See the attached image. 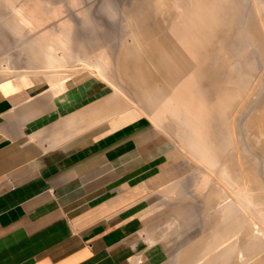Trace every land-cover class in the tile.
<instances>
[{
	"label": "crops",
	"instance_id": "obj_1",
	"mask_svg": "<svg viewBox=\"0 0 264 264\" xmlns=\"http://www.w3.org/2000/svg\"><path fill=\"white\" fill-rule=\"evenodd\" d=\"M199 1L0 0L1 38L29 39L35 66L51 52L109 69L59 93L42 74L0 77V264H264L241 217L198 216L231 207L204 181L213 150L192 145L216 143V110L226 120L223 32L204 14L175 33Z\"/></svg>",
	"mask_w": 264,
	"mask_h": 264
},
{
	"label": "rangeland",
	"instance_id": "obj_2",
	"mask_svg": "<svg viewBox=\"0 0 264 264\" xmlns=\"http://www.w3.org/2000/svg\"><path fill=\"white\" fill-rule=\"evenodd\" d=\"M149 1L152 2V0ZM215 1L224 8L223 11L226 13L220 14L219 18H214L215 21L213 24L211 23L210 27L214 28L215 24L217 25L218 21L221 20L219 21V25H221L217 27L218 31L223 28L227 29L226 33H229L228 38L224 39V45L226 43L227 46L225 48V71L232 74L235 72V67L242 66V77L248 73L247 75L252 76L253 79L244 91L231 83L226 84L227 87H233L228 88L232 90L229 94L234 96H232L233 98L227 97L225 126L213 129L215 137L212 140L216 143L213 142L211 145L212 147L218 146L219 149L213 150L216 162L213 170L208 171L209 177L206 176L207 178L204 179V181L208 180L210 190L211 188L216 190V201H223L224 204L228 203L227 206L231 205V207L225 209L223 206V209L218 210L199 208L197 211L198 216H220L221 212H226L228 215L241 217L244 224L241 227L245 228L242 231L243 238L247 236L250 241L256 238L257 251L259 254H264L263 235L256 234V230L264 233V61L259 50L260 47H258L259 49L253 47L247 35V28L251 25L250 21H255L254 24L256 23L264 43V0ZM198 4L199 2L194 9L195 13L193 11L194 14L201 13L198 10L200 9ZM236 4L238 5L236 6ZM230 7L232 12L231 15H228ZM223 20L225 23L222 22ZM3 41L6 43L3 44ZM1 44L3 46L0 48V77L18 75V73L40 74L46 70V66L42 62H40L41 65L35 66L33 47H30L29 39L11 36L8 40L7 38L4 40L0 36ZM97 60L101 61L102 59ZM97 60L92 64L85 65H81L77 61V63L67 67L70 71L76 72L82 66L98 65L99 61ZM100 64L105 65V62H100ZM105 67L109 70L107 64ZM239 90L241 93H238ZM248 91H251L250 96ZM215 108L218 109V107ZM215 113L216 120H219L220 123L218 124L221 125L223 123L220 120V118L222 119V112L218 114L216 110ZM198 178V176L194 177L195 184L199 181L200 178ZM191 197L195 201L202 199L200 193L191 194L189 199Z\"/></svg>",
	"mask_w": 264,
	"mask_h": 264
},
{
	"label": "bare ground",
	"instance_id": "obj_3",
	"mask_svg": "<svg viewBox=\"0 0 264 264\" xmlns=\"http://www.w3.org/2000/svg\"><path fill=\"white\" fill-rule=\"evenodd\" d=\"M158 1V0H157ZM202 1V4L201 2L198 4L200 9H198L201 13L200 14H193V11L194 10H191V14H193V16H188L184 19H182L181 21H179V24L180 25H183V26H178L177 28H175V33L180 36V34L182 33V30H185V29H188L190 27L192 28H195L197 27V25H200V21H203L204 19L202 18V16L204 14H206L208 17H206L207 20H209V24L211 25V23L213 24L214 23V18H219L220 17V14L224 15L226 12L223 11L224 8H222V6H220L219 3H217L215 0H201ZM188 2V1H187ZM226 2V1H225ZM224 2V4H225ZM159 4V3H158ZM157 2H156V5L158 6ZM238 4H236L237 6ZM222 8V10H221ZM136 9V7L134 8ZM133 9V10H134ZM133 12V11H132ZM231 7L229 8V12H228V15H231ZM195 13V11H194ZM127 15V14H126ZM130 15V14H129ZM129 18V17H128ZM205 18V17H204ZM253 20V19H252ZM221 21V20H219ZM218 21V24L214 27V28H211V31H213L214 29H216L218 31V28L220 25H219V22ZM231 21V20H230ZM223 23H225V20L222 21ZM227 22V21H226ZM255 22V21H254ZM254 22L250 21V26L247 28V35L252 43V46L259 49L258 47H260V53H261V56L263 58V61H264V43H263V40H262V36L259 35V31H258V28L257 26L254 24ZM144 26V25H143ZM201 26V25H200ZM145 27V26H144ZM129 28V27H128ZM223 29V28H222ZM221 29V31H222ZM219 31V32H221ZM227 29H223V36H224V39L228 38L227 36H229V33H226ZM146 32V31H145ZM144 32V33H145ZM102 37V36H101ZM147 37V36H146ZM99 38V37H98ZM79 41V40H78ZM81 41V40H80ZM150 41H152V38H150ZM230 41V40H228ZM204 42L202 36H195V41L193 43L190 42L189 44V48H193V47H197V49L199 48V46L201 47H206L207 49V46H205V42ZM227 42V41H226ZM77 43V41H76ZM75 43V44H76ZM82 43L84 42H81L80 46L82 45ZM198 45V46H197ZM213 45H214V40H213ZM217 45V44H216ZM79 46V45H78ZM77 46V47H78ZM84 46V45H83ZM94 46V45H93ZM215 46V45H214ZM219 46V44H218ZM225 46H226V43H225ZM224 48H227V46ZM76 48V47H75ZM212 48V47H211ZM217 49V47H215ZM220 48V47H219ZM222 48V47H221ZM210 49V48H209ZM79 50V48H78ZM187 50V49H186ZM196 50V49H195ZM215 50V49H213ZM220 50V49H219ZM230 50V49H229ZM37 51V49H36ZM75 53V52H74ZM190 53V52H188ZM210 53L209 55L211 56L212 54V51L211 49L209 50ZM217 53V52H216ZM75 55V54H74ZM180 55V54H179ZM173 56H177L173 54ZM148 58H149V62L147 63L146 67L148 68V70L150 71H154V72H157L158 74L160 73L161 69H160V66H159V63H157L156 61V58H155V55L153 52H150L148 54ZM38 61L39 62H42L45 64L46 66V70H43L42 75H45L47 76L48 78H50L53 82H56V83H53V86H54V89H56V93H59L61 92L64 88H65V84L68 82V79L69 77H72L73 75L77 74V73H80L81 71H88V74H90L93 78H96V79H101V78H104L105 77V74H106V67L105 65L103 64H100V62H104L103 60L99 61V64L98 65H95V66H92V65H86L87 67H80L79 70H77L76 72H73V71H70V69L67 67V66H64V64L60 63V60L55 57L51 52H47L45 53L43 56H41L40 58H38ZM43 65V64H42ZM238 66V65H236ZM210 67V66H209ZM241 69H242V66H238V67H235V72H233L232 74L231 73H225V84H233V85H236V87H240L239 89L241 91H244L252 82V79L253 77L250 76V75H246L242 77V73H241ZM207 70V68H206ZM45 73V74H44ZM209 75H211V73H209ZM213 76V75H212ZM218 77V76H217ZM216 81V80H215ZM92 85V84H91ZM212 85V84H211ZM225 86V85H224ZM101 87V86H100ZM230 88H233L231 86H228ZM227 86L224 88L223 86L220 87L219 91L220 93L224 94V96L222 97H225V103H227V97H232L234 95H230L229 93L232 92V90H230ZM235 87V86H234ZM251 87H253L251 85ZM250 88V87H249ZM251 89V88H250ZM238 91V93H241V91ZM67 91V90H66ZM234 91V89H233ZM251 91H248V95L250 96ZM252 92H253V89H252ZM247 93V92H246ZM243 94V93H242ZM210 95V94H209ZM236 97V96H235ZM238 97V96H237ZM233 98V97H232ZM231 98V99H232ZM218 99V98H217ZM216 100V99H215ZM252 100V99H251ZM219 101V100H218ZM217 101V102H218ZM249 101V100H248ZM247 101V102H248ZM180 103V102H179ZM231 103V101H230ZM218 104V103H217ZM221 104V103H220ZM184 105V104H183ZM226 105V104H225ZM230 105V104H229ZM181 106V104H180ZM183 107V106H182ZM180 107H177V110L176 111H180ZM189 113L186 114L187 118L190 119V120H195L196 118H198V114L195 112V111H188ZM193 112V113H192ZM221 112V111H220ZM192 113V114H190ZM184 115V114H183ZM221 115V114H220ZM222 117V115H221ZM209 118V117H208ZM252 118V117H251ZM185 119V118H184ZM210 119V118H209ZM221 121H223L221 118H220ZM186 121V120H185ZM225 121V120H224ZM196 122V121H195ZM189 123V122H188ZM187 123V124H188ZM191 123V122H190ZM198 123V122H197ZM224 123V122H223ZM199 125V124H198ZM222 123H221V127H222ZM254 125V124H253ZM189 127V126H188ZM190 128V127H189ZM191 129V128H190ZM192 130V129H191ZM197 130V129H196ZM195 131V130H194ZM193 134V132H191ZM192 145L193 147L195 148H211L212 145L211 143L209 144H205V141L202 140V138L200 139V137L196 136L192 142ZM223 147V146H222ZM213 148V149H212ZM211 149L212 150H218V146L216 147H212ZM214 155V154H213ZM256 234L259 235V236H262L263 235V238H264V233L263 231H260V230H256ZM245 256L244 254L242 253L241 255V260L244 261L245 259Z\"/></svg>",
	"mask_w": 264,
	"mask_h": 264
}]
</instances>
